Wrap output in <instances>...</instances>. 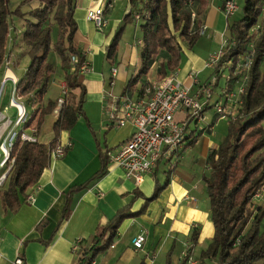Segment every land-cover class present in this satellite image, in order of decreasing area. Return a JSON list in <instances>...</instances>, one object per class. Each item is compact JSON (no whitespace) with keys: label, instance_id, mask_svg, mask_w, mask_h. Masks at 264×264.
I'll return each instance as SVG.
<instances>
[{"label":"crops","instance_id":"obj_1","mask_svg":"<svg viewBox=\"0 0 264 264\" xmlns=\"http://www.w3.org/2000/svg\"><path fill=\"white\" fill-rule=\"evenodd\" d=\"M222 3L221 0L210 1L203 22L204 35L212 36L210 41L200 38L193 49L183 46L184 59L174 73L178 81L192 87L194 94L210 91L211 98L210 77L214 75L211 70L210 76L206 64L215 53L216 44L222 47L228 40V18L221 10ZM96 9L105 11L107 24L103 28H97L88 19V12ZM130 10L128 0H76L75 47L92 64V71L78 78L86 91L84 114L61 136L62 144H72L70 150L63 158L52 159L37 185L20 194V207L16 212L6 214L0 196V264H15L18 257L24 264H78L74 246L91 248L98 227L108 224L117 215L125 218L111 248L96 258L97 264H167L169 258L170 264H180L191 246L193 253L187 264H204L200 256L212 241L215 226L203 196V176L209 172V154L226 139L228 117L211 126L217 115L207 116L210 132L206 127L200 129L195 144L186 149L199 129V125L190 123L182 148L173 153L165 150L155 170L145 175L140 184L127 177L111 159L107 171L97 176L102 167L100 150L108 151L110 157L135 132L131 124L118 128L108 117L113 103L109 94L119 96L131 92L127 86L140 65L143 45L135 24L131 25L137 40L120 46L114 61L107 60V48ZM127 29L128 25L125 33ZM154 67L145 78L148 85L157 80L158 69ZM113 68H118V74L111 88ZM224 71L223 76H226L227 69ZM119 82L122 92L117 90ZM64 85L63 79L54 100L60 97ZM203 97L204 100L206 96ZM206 105L210 106V100ZM185 118L183 111L176 115L178 122ZM222 124L224 127L218 132ZM165 182L167 186L160 195L150 200L157 185ZM31 195H34L33 202L28 200ZM67 208L70 212L64 218ZM195 231L198 240L193 244L191 236ZM140 235L144 236L145 243L143 249L137 250L132 240Z\"/></svg>","mask_w":264,"mask_h":264},{"label":"trees","instance_id":"obj_2","mask_svg":"<svg viewBox=\"0 0 264 264\" xmlns=\"http://www.w3.org/2000/svg\"><path fill=\"white\" fill-rule=\"evenodd\" d=\"M128 1L131 10L107 48V60H115L125 26H138L143 45L140 65L127 89L132 95L141 96L148 85L145 78L156 63L159 62L157 80L174 74L184 59L183 46L193 49L205 34L203 22L210 0ZM75 11L76 0H0V75L4 73V65L13 48L21 40L28 48L30 65L25 78L19 81L18 92L22 99L32 104L33 114L27 127L38 137L36 143L19 139L14 145V169L0 189L6 214L19 209L20 194L37 185L51 163L50 152L62 144V134L70 131L84 114L86 91L79 82L78 68L86 57L75 47L78 31ZM234 17H227L228 41L218 64L212 68L214 87L219 85L225 68L228 94L237 87L240 67L247 69V75L239 94L237 113L229 117L226 139L209 154V174L203 176L215 226V235L200 256L204 264H257L264 261V204L253 209L254 200L264 186V0H244L242 16ZM52 52L60 58L68 90L57 115L54 111L59 98L47 104L43 100L57 70L50 60ZM75 55L79 63L73 69L72 57ZM208 107L206 105L205 110ZM52 114L55 116L54 137L47 145L39 136ZM220 118L217 116L211 126ZM207 130L210 132V128ZM200 134H194L186 149L195 144ZM100 152L102 167L97 176L107 171L110 162L108 151ZM166 186L167 182L157 185L150 200L156 199ZM69 212L67 208L64 218ZM124 218L117 215L108 224L98 227L93 246L82 247L76 252L78 264H92L100 254L108 251ZM197 240L195 231L191 241L196 244ZM192 253L193 246L187 249L180 264H187ZM167 264H170V258Z\"/></svg>","mask_w":264,"mask_h":264},{"label":"built area","instance_id":"obj_3","mask_svg":"<svg viewBox=\"0 0 264 264\" xmlns=\"http://www.w3.org/2000/svg\"><path fill=\"white\" fill-rule=\"evenodd\" d=\"M221 10L226 17H231L238 11V5L235 0H223ZM88 19L97 28H103L107 24L103 9L90 10ZM222 49L217 54L211 55L206 67L212 69L218 64L223 55ZM9 63V61L6 62L1 93L7 81L11 82L13 88L10 107L16 110V121L13 122L6 113L0 112V188L4 186L14 169L15 158L12 151L15 143L19 139L28 143L38 142L35 131L27 127L30 115L18 92L20 80L15 75L12 64L9 66ZM72 63L74 64L73 69H75L79 63L78 56L72 57ZM91 71L92 64L85 59L78 68L79 75ZM9 73H12V75H9ZM117 74L118 69L113 68L111 88L115 86L114 79ZM67 91L66 85H64L61 92L62 96L59 97L57 109L54 111L55 115L59 113ZM109 96L113 100L108 114L109 121L118 128L131 124L135 130L131 138L123 143L114 154L110 155V159L125 171L127 177L133 179L137 184L142 183L143 177L155 170L165 150L173 153L182 148L190 123H196L199 126L206 127V129L210 128L207 125V116H205L206 100L210 98V91L207 92V99L202 102L201 98L193 93L192 87L185 86L178 81L175 74L150 83L141 96H134L130 92L119 96L110 93ZM181 111L186 113V118L184 121L178 122L176 115ZM216 114L221 117L220 119L233 116L222 105L216 107ZM71 147V143L60 144L50 152L51 160L63 158ZM28 200L33 202L34 195L29 196ZM144 243L145 238L142 235L132 240V244L137 250L143 249ZM79 249L78 244L73 248L74 252L79 251ZM15 264H24V260L18 257ZM92 264L97 263L93 261Z\"/></svg>","mask_w":264,"mask_h":264},{"label":"rangeland","instance_id":"obj_4","mask_svg":"<svg viewBox=\"0 0 264 264\" xmlns=\"http://www.w3.org/2000/svg\"><path fill=\"white\" fill-rule=\"evenodd\" d=\"M235 1H236V4L238 5V11L235 13V17L239 18L242 16V9L244 6V0H235ZM18 26H20L19 23H18ZM134 36H135L134 26L131 24H128V29L126 30V33L125 32L123 33V36L119 42V49H120V46L121 47L125 46L126 43L134 42L135 39L137 40V37L134 38ZM139 37L140 38L142 37L141 32L139 33ZM210 37H212V36L209 33H207L206 35L202 36L201 38L203 39V41H210ZM226 43L227 42L225 41L224 44H226ZM214 44H216V43H214ZM216 46H217V49H216L215 53H213V54H217L222 49V47L220 45H219L220 47L217 44H216ZM27 52H28V48L20 40V42L18 43V46L15 45V47L13 48L11 55H10V58L8 60L10 62L9 66H11L10 64H12V69L20 81H22L25 78V74H26V72L29 68V65H30V58L28 57ZM50 60L55 63L57 70L54 74V78L52 80V83L48 87V91H47L46 95L44 96L43 100H44L45 104H47L49 101H54V99L56 98L57 93H58L59 85L64 79L62 68H61V61H60L59 56L57 54H55L54 52H52L51 56H50ZM242 61H243V59L241 60L240 64H242ZM244 62H245V60H244ZM13 64H15V65H13ZM5 68H6V63L4 65V72H5ZM154 68L155 69L159 68V62L155 64ZM207 69H208V73H210V71L212 70L211 68H207ZM239 71L238 72L240 74V78H239L238 83H236L237 87H235L233 93H231L232 95L228 94L226 92V88H225L226 87V81H227L226 76H223L220 78L219 85L217 87H214L213 76L210 77L211 81L213 83L212 84V90H211L212 91L211 92L212 98L209 99L210 100V106H212V107L209 108L207 110V112L205 111V116L209 117V116L215 115L216 107L218 105H222L223 108H225L228 113H231V115L235 116V114L237 113L238 106L240 105V102H239L240 90L245 85L246 75H247V69L242 70V68L240 67ZM131 73H132V68H131V70L128 71V77ZM4 75H5V73H3V75H0V93H1L2 85L4 83L3 82ZM211 75L212 74L210 73V76ZM115 84H116V80H115ZM121 86L122 85L119 82V84L117 85L118 92L119 91L122 92L121 91L122 89H120ZM12 88H13L12 83L7 81L6 85L4 86L3 91L1 93V96H0V112L6 113L12 119V121L15 122L16 121V110L14 108L10 107ZM195 94L198 95L199 98H201L202 102L204 100H206L208 97L207 93L206 94L195 93ZM203 96H206V98L204 100H203V98H204ZM22 100L25 101V103H26L28 114L30 116H32V114H33V108L31 106L32 104L29 103L28 100L25 98ZM227 103H228V105H227ZM207 114H209V115H207ZM54 115H55V113H54ZM54 115L52 114L47 118V121L43 127V131L39 136L40 141L42 143L47 144V145L52 141V139L54 137L53 130H52L53 123L55 121ZM226 124H227V122H226ZM223 127H224V124H222V126L220 127L218 132H220L223 129ZM200 129H203V126H199V129H196L197 132ZM187 162L188 161H186V163ZM208 174H209V172L206 175H208ZM203 186H204V188H203L204 189V195L203 196L205 197L207 208H208V211L210 212V210H209V198H208V194H207V190H206V185L204 182H203ZM263 204H264V186H263L260 194L257 195L255 200H254V208L253 209H255V206H257V205L261 206Z\"/></svg>","mask_w":264,"mask_h":264},{"label":"bare ground","instance_id":"obj_5","mask_svg":"<svg viewBox=\"0 0 264 264\" xmlns=\"http://www.w3.org/2000/svg\"><path fill=\"white\" fill-rule=\"evenodd\" d=\"M9 75H12V73H9Z\"/></svg>","mask_w":264,"mask_h":264}]
</instances>
